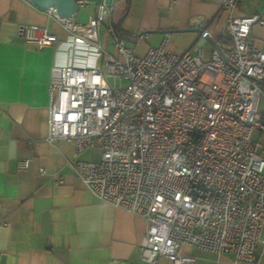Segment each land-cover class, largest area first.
Returning <instances> with one entry per match:
<instances>
[{"label":"built area","instance_id":"built-area-1","mask_svg":"<svg viewBox=\"0 0 264 264\" xmlns=\"http://www.w3.org/2000/svg\"><path fill=\"white\" fill-rule=\"evenodd\" d=\"M29 2V0H26ZM77 8L87 0H73ZM120 0H102L86 25L54 17L68 34L59 42L46 28L20 26L38 48L56 45L58 78L49 84L46 141L73 147L71 174L102 204L142 218L140 258L156 264H195L180 245L232 264H259L264 245V50L251 28L260 14L234 17L240 0H221L223 34L206 59L203 39L179 54L160 45L137 56L112 26L115 55L99 42L102 24ZM174 3V0H172ZM142 35L138 36L141 40ZM99 148L98 161L80 159ZM29 160L18 162L27 169ZM39 174L45 175L43 169ZM62 177L54 180L60 184Z\"/></svg>","mask_w":264,"mask_h":264},{"label":"crops","instance_id":"crops-1","mask_svg":"<svg viewBox=\"0 0 264 264\" xmlns=\"http://www.w3.org/2000/svg\"><path fill=\"white\" fill-rule=\"evenodd\" d=\"M87 1L73 18L77 24L86 25L102 0ZM220 4L221 0H120L105 20L99 42L115 55L111 44L103 46L105 33L110 40L106 29L112 26L137 56H143L169 34L167 48L183 54L205 33L203 53L208 59L213 47L228 44L223 34L227 13ZM255 13L264 18V0H240L231 14ZM20 26L44 27L59 42L68 38L52 10H40L26 0H0V264H146L140 258L145 221L100 203L66 166L72 145L46 141L49 84L58 78L54 64L64 55L56 45L38 48L25 42ZM251 35L253 44L264 50V25H253ZM100 154L94 148L80 159L98 161ZM21 160H29L27 169L18 167ZM39 169L46 174H39ZM59 176L61 183L54 184ZM178 250L193 256L195 264H232L229 255L186 245ZM256 254L264 264V245L256 247ZM156 264L171 262L159 258Z\"/></svg>","mask_w":264,"mask_h":264},{"label":"water","instance_id":"water-1","mask_svg":"<svg viewBox=\"0 0 264 264\" xmlns=\"http://www.w3.org/2000/svg\"><path fill=\"white\" fill-rule=\"evenodd\" d=\"M29 2L40 10L54 11L60 19H73L78 11L73 0H29ZM198 31L203 33L202 30Z\"/></svg>","mask_w":264,"mask_h":264},{"label":"rangeland","instance_id":"rangeland-1","mask_svg":"<svg viewBox=\"0 0 264 264\" xmlns=\"http://www.w3.org/2000/svg\"><path fill=\"white\" fill-rule=\"evenodd\" d=\"M102 27H103V28L105 27V22H103ZM109 41H110V40H109V37H108V36L106 35V33H105L103 46H104V45L111 44ZM103 50H104V48H103ZM104 51H105V50H104ZM261 109L264 110V103L261 104ZM261 141H264V136H262Z\"/></svg>","mask_w":264,"mask_h":264}]
</instances>
